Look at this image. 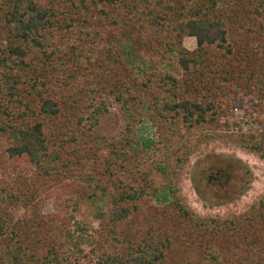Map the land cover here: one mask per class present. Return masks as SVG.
I'll list each match as a JSON object with an SVG mask.
<instances>
[{
  "label": "trees",
  "instance_id": "1",
  "mask_svg": "<svg viewBox=\"0 0 264 264\" xmlns=\"http://www.w3.org/2000/svg\"><path fill=\"white\" fill-rule=\"evenodd\" d=\"M234 97L259 129H224ZM109 101L123 125L99 142ZM211 140L264 159V0H0V264H163L187 249L264 264V192L224 219L193 220L179 198L178 172ZM20 158L46 188L78 178L88 197L110 193L96 227L75 219L74 193L62 200L74 228L39 213Z\"/></svg>",
  "mask_w": 264,
  "mask_h": 264
},
{
  "label": "rangeland",
  "instance_id": "2",
  "mask_svg": "<svg viewBox=\"0 0 264 264\" xmlns=\"http://www.w3.org/2000/svg\"><path fill=\"white\" fill-rule=\"evenodd\" d=\"M183 45L193 49V38L184 36ZM229 103L234 114L230 112L229 115L221 118V122H225L224 129L254 132L260 128L257 112L252 109L257 110L256 107L246 100H240L239 97L232 98ZM106 108L107 111L100 115L90 132L99 142L116 137L123 125V115L117 105L109 101ZM180 151L182 149L178 152ZM152 154L154 162L160 164L162 151L154 149ZM14 163L18 165L16 176H22L30 184L36 182L35 171L26 159L20 158ZM246 180L249 181L247 185ZM66 181L68 182L56 183L47 188L40 182H36L38 183L36 186L41 187V192L35 199L37 211L54 219L57 225L63 223L65 229H72L75 224L65 217V211L69 207L63 206L62 200L74 193L73 198L80 199L74 212L75 219L80 221L86 229L96 227V216L110 203V193L95 197L90 194L91 197H88L93 187L92 182L78 178ZM176 188L181 202L196 218H192L193 220L205 217L224 219L238 216L250 210V206L264 192V159L228 142L211 140L200 144L189 156L188 161L176 176ZM191 229V225H185L179 228L178 232H188ZM179 241L178 252L182 251L188 243L187 239L186 242L182 238ZM76 243L79 249L88 247L86 237L80 232H78ZM196 253L193 250H183L181 261H177L178 256H170L169 253L162 263L206 264V260Z\"/></svg>",
  "mask_w": 264,
  "mask_h": 264
}]
</instances>
